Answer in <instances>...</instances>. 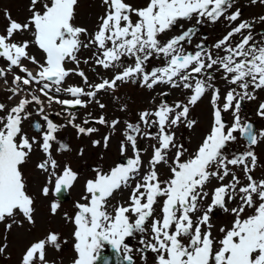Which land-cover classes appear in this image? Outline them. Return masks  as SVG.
Returning <instances> with one entry per match:
<instances>
[{"label":"snow or ice","instance_id":"1","mask_svg":"<svg viewBox=\"0 0 264 264\" xmlns=\"http://www.w3.org/2000/svg\"><path fill=\"white\" fill-rule=\"evenodd\" d=\"M259 2L264 4V0ZM77 3L78 0H29L30 16L24 23L13 20L7 12L4 14L7 25L0 34V60L6 62V68H0V78L18 69L22 75L13 74L9 99L21 93L26 95L7 110L0 103V112L5 113L0 116V222L6 223L8 230L17 223L35 225L34 199L26 190L21 171L34 146L44 155L36 164L45 175L40 190L43 197L47 198L50 192L62 196L78 179L68 165L57 171L52 148L57 141L56 133L65 125L50 119L41 96L48 108L52 104L62 106L63 112L55 115L67 114L68 124L78 135L90 136L98 129L76 124V116L68 109L85 108L92 102L103 109L105 105L96 99L98 93L115 92L120 83L131 82L148 90L165 85L181 89L186 100L169 104L161 99L154 110L139 113L138 123H126L120 153L125 155L130 147L132 157L107 173L97 169L95 178L84 185L85 194L81 197L84 202L75 204L72 216L65 214V219L74 225L76 256L72 264H108L102 255L105 245L124 264H134L133 248L126 242L129 238L138 239L140 247L136 251L141 253L145 264L148 252L155 254L154 264H264V179L258 181L251 174L257 165L253 149L264 141V128L256 130L252 122L242 120L240 115L243 101L255 100V93L264 90V40H254L253 23L240 20L239 8L230 11L234 0H146L142 7H133L125 0H102L104 15L99 17L96 30L89 33L72 22ZM251 3L256 4L257 0ZM221 19L235 26L211 48L204 43L205 37L194 50H188L187 46L198 34L196 26L205 22L215 24ZM259 19L264 23V16ZM192 20L195 25L185 29L181 22ZM178 25L179 33L167 37ZM23 32H30L31 40L16 41V34ZM237 35L241 39L233 43ZM82 36H87L86 43ZM31 45L43 54L42 62L29 55ZM82 48L95 49L96 66L117 71L109 79L90 83L86 74L78 70L77 53ZM125 58L131 63H126ZM154 58L162 59L163 65L148 69V62ZM24 61L36 65L37 70L30 71ZM68 61L77 68H66ZM215 72L235 86L223 98L213 84ZM73 73L82 78L88 90L63 86ZM4 82L8 83L6 79ZM209 91L212 106L209 130L189 152L184 144L177 143L172 129L183 125L191 130L196 126L197 121L189 118L190 109ZM61 93L70 99H61ZM159 95L166 97L168 93ZM30 105L38 106L36 115L43 121L31 124L35 133L31 138L22 127L32 115L28 111ZM224 113H230L231 123L224 120ZM256 115L264 120V102L258 104ZM90 123L115 129L120 122L116 119L109 122L104 116L83 120V125ZM152 128L155 133L148 131ZM138 137L156 141L151 145L152 154L144 174ZM109 139L103 137L104 148L108 147ZM238 142L244 143L246 150L228 155V146ZM92 143L95 147L101 141ZM57 150L67 151L68 147L60 143ZM161 164L168 166L169 176L165 180L160 179L157 171ZM229 166L240 167L247 182L243 183ZM229 176L231 179L224 183ZM213 178L220 183L205 191ZM124 188L131 189L128 199L108 211L110 198ZM204 201L208 203L204 205ZM230 204L235 206L229 207ZM59 206L55 201L50 204L52 215ZM217 209L232 217L229 226L218 229L219 238L213 235L211 223ZM59 241V234L49 231L25 248L19 264H49L47 251L49 247L59 251ZM6 249V244L0 245V255Z\"/></svg>","mask_w":264,"mask_h":264},{"label":"rangeland","instance_id":"2","mask_svg":"<svg viewBox=\"0 0 264 264\" xmlns=\"http://www.w3.org/2000/svg\"><path fill=\"white\" fill-rule=\"evenodd\" d=\"M133 7H137L139 5H142V0H128ZM102 4V0H78V3L75 7V15L73 19V24L79 27L86 28L89 33H92L96 30L97 24L99 22L98 15H101L104 10L103 7L101 8L100 5ZM103 6V4H102ZM29 7V0H0V34H3L6 29L7 20L5 18V13H9L13 20H18L20 23H24L27 21L28 17L30 16V12L28 11ZM16 41H19L21 39H28L31 40V33L30 32H23L18 33L14 37ZM82 41L85 43L87 42V36L81 37ZM166 39V38H162ZM29 55L35 56L37 60H40L42 62L43 60V54L41 51L34 45H31L28 49ZM90 54L92 55L91 60L87 64H83L82 68L87 71H90L89 78L93 76L96 77V80L103 79L104 77H107V79L111 78L114 73L117 71V69H110V70H104L103 68H100L94 64V58H93V51L91 48H88L87 50L81 49L79 53H77V59L80 61V63H83V61L88 60L90 57ZM84 59V60H83ZM126 63H131L130 60H127ZM72 64L75 65L74 62L68 61L66 62L65 66L67 68L73 67ZM158 65H163L162 59H152L150 62H148V69H151L152 67H157ZM94 69V70H93ZM5 84V83H4ZM3 84V85H4ZM215 87H217L220 90L221 97L223 98V95L226 94V92L231 88L234 87L233 85L227 84L223 79L220 81H215L213 83ZM139 84H133L131 82L129 83H120L115 92L107 91L105 93L101 94L102 99L104 100L103 104L105 107L103 109L96 106V112H102L106 115L107 119H117L119 120V124L116 126L115 129L109 128L107 125H103L101 128H98V131L94 133V137L99 140L103 135H108L110 137L108 147L104 148L103 143H100L98 146L94 147L92 146L91 139L93 136H85V135H76V133L73 130V127L68 124V119L66 115L62 117V125H65L62 128V134L59 136V141L55 145V154L57 159H60V166L62 164H68L73 169H78L81 173H83V176L79 177L78 182L76 185L71 189L70 191V198L65 201V214L70 216V210L73 208L74 201L81 200L82 194V180L85 177H88L91 174H94L93 169L91 171L87 172V166H92V164L96 167V170L99 169L100 171L107 172L108 170H111L113 168L116 162L119 161L120 157L122 156L120 153V145L121 142L124 139V130L126 127V121L129 120L135 124V121H137L139 117V113L144 110H152L155 108L156 105H158L161 101V99H165L169 104H172L175 101H179V96L183 100H186V96L184 92L181 89H171L165 85H159L155 87L153 90H148L146 88H141L138 86ZM161 92H167L168 95L166 97H161L159 93ZM7 96L0 95V103H2L4 100H6ZM218 103H222L221 101H218ZM3 104V103H2ZM246 104L248 107L255 106L256 102L254 100L249 101L246 100ZM123 108V110H121ZM212 112V106L210 103V91L207 93L204 97L201 98L197 102V104L190 109V119H194L197 121L196 126L193 129H187L183 125H181L179 128H174L172 131L176 132L177 139L179 143L184 144L186 148H188L189 152L193 151L198 145L201 137L203 135H206L209 130V122H210V116ZM252 117H254L255 110L252 111ZM3 115V112H0V116ZM79 122V120H77ZM142 127V126H141ZM190 136H193V138L196 137V140L193 142V144H190ZM91 137V138H90ZM187 139V140H186ZM139 142L145 146L146 144H150V142L156 143L155 140L152 139H146L141 138ZM63 143L67 145L68 150L67 151H58L59 144ZM234 145V144H233ZM238 145H241L238 143ZM230 147H233L232 144L229 145ZM229 148V147H228ZM150 149L151 147L148 146L147 149L143 147L141 151V156L146 160H149L150 158ZM82 150V154H81ZM254 150L256 154L259 157V161L262 163L264 162V141H261L258 143ZM175 151V149L170 152V156H172V153ZM230 151H226V153H229ZM126 154L130 155L131 151H127ZM187 155V154H186ZM38 158H34L31 163H29L31 166L34 164V162ZM165 165H161L159 169L160 173L162 175H166L167 178L168 173L165 169ZM92 172V173H91ZM164 172V173H163ZM33 173L37 176L38 179L43 178V173L37 172L36 170L33 171ZM90 178V177H89ZM82 179V180H81ZM161 180H165L164 177L161 178ZM31 189H37V187L34 186V182L30 181ZM125 189V188H124ZM112 203V201H111ZM114 203V202H113ZM110 205L112 207L114 204ZM235 205H231L229 207H234ZM42 214L43 219L44 215ZM232 219V217H230ZM68 220L64 219L65 225L68 224ZM46 224L45 221L42 222V226ZM228 226V225H227ZM226 226V227H227ZM70 225H67V228L65 230V238L66 242L67 238L69 237V229ZM14 229V230H13ZM219 228H216L212 230L214 233L213 235L218 237L216 234L218 232ZM2 231V230H1ZM18 236H21L22 238H25L23 240V246L26 244V242L33 240L36 238L35 234H32L31 231L27 228H18L16 225L12 227L11 232ZM220 235V234H219ZM219 238V237H218ZM63 242L65 247L67 249H70L71 242ZM70 253V252H69ZM66 252V255L69 254ZM71 254V253H70ZM65 255V256H66ZM67 257V256H66ZM138 263L143 264L140 260Z\"/></svg>","mask_w":264,"mask_h":264},{"label":"flooded vegetation","instance_id":"3","mask_svg":"<svg viewBox=\"0 0 264 264\" xmlns=\"http://www.w3.org/2000/svg\"><path fill=\"white\" fill-rule=\"evenodd\" d=\"M239 8L241 10V17L240 20H245L253 23L252 28V34L254 37V40L256 42H259L261 40H264V23L260 22V17L264 16V4L260 3L259 0H257L256 4H252L251 0H234L233 8L230 9V11H234L235 9ZM239 21H237L238 23ZM183 27L186 29L188 27H192L195 25V20L192 21H182ZM179 26V25H178ZM177 26V27H178ZM235 26L234 24H229V22L224 21L221 19V21L212 24L205 22L204 24L196 26L198 29V34L196 37L193 38L192 44L190 46H187L188 50H194L195 45L201 41L202 38L206 39L204 40V43L209 44V48L219 39H221L227 31L230 30L231 27ZM180 31L179 29H175L171 32L170 36L177 35ZM247 34V33H245ZM241 39L239 35L236 37H233V43L238 42ZM245 108V105L243 106V109ZM32 154V153H31ZM39 154V153H38ZM41 159L39 162H41L44 159V155L42 152H40ZM34 158L29 157L27 162L21 166V171L24 175L25 183H26V190L30 196L34 199V219H35V225H28L27 222H23L21 225L20 223H17L16 226L18 228H27L29 231L32 232V234L36 235V238L33 240H30L26 242L23 246V240L25 238H22L17 234L10 233L11 230H8L6 228V223L0 222V245L6 244L7 249L4 255H0V264H19L21 255L25 248L33 241L37 240L38 238H42L44 235H46L49 231L56 232L60 236V250L57 251L54 248L49 247L47 251V259L49 264H65V252H72L71 247L70 249H67L63 242H66L65 238V230L67 228V225L64 223L65 219V205L64 201L58 199L56 196L52 195L50 192V195L46 198L43 197L40 194L41 186L45 183V175L43 178L38 179L37 176L33 173L34 170L37 172H40L36 168V164L38 163L37 160L34 162V164L31 166L29 163L32 162ZM253 177L256 180L264 179V174L259 173L257 170L254 174H252ZM241 181H243V177H239ZM30 181L34 182V186L37 187V189H31ZM55 201L59 203V208L57 210V213L55 215H52L50 212V204ZM204 204V202H202ZM45 216L43 219L42 214ZM231 216L228 214L224 215L222 210L217 209L215 213L213 214L211 218V223L214 225L213 229L220 228V227H226L227 225H230L231 222ZM18 221L20 218H17ZM45 221L46 224L42 226V222ZM7 222H11L10 220ZM15 226V225H13ZM74 226L70 224V227L68 229L69 234L72 236ZM2 230V231H1ZM14 230V229H13ZM67 241L73 242V239L68 237ZM129 246H138L139 241L137 238H129L128 241ZM68 243V242H66ZM105 251H108V246L105 245L102 253Z\"/></svg>","mask_w":264,"mask_h":264}]
</instances>
